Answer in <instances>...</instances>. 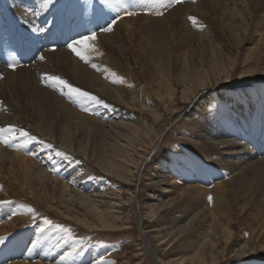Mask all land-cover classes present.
<instances>
[{"label": "bare ground", "instance_id": "obj_1", "mask_svg": "<svg viewBox=\"0 0 264 264\" xmlns=\"http://www.w3.org/2000/svg\"><path fill=\"white\" fill-rule=\"evenodd\" d=\"M94 1L51 0L47 7H42L44 0H0V82L3 81L5 67L12 63L8 54L10 48L14 64L19 65L12 72L16 73L18 81L25 79L23 73L28 74L27 79L31 80L23 85L27 97L25 103L30 107L26 115L12 112L13 99L0 83V98L3 97L11 110L6 112L5 105L1 102L3 108H0V128L11 125L16 129L11 134L15 135L16 140L11 144L5 145L0 141V201L11 202L0 204V237H6L5 242L0 244V264L111 263L108 259L116 264H129L133 258L124 251V247V257L114 252L110 254L112 247L105 244L106 234H123L125 229L132 227L135 219L141 226L145 220L142 221L133 193L128 200L132 201L129 207L134 204L132 210L136 212V216L130 210L126 216L123 215L128 211V206H122V200L119 199V177L123 173L121 163H117L118 166L110 155L105 157L104 148L107 143L102 137L94 141L93 132L101 131L102 128L105 131L108 125L113 129L127 128L138 133L135 151L140 157L137 163L143 165L149 148L162 136L163 130L157 131L155 128L165 115L164 109L170 110L172 114L176 99L182 103L179 109L188 110L190 102L194 105L202 102V108L200 107L197 117H192L191 122H187L184 133L187 147H180V143H175L171 152L159 154V150L157 160L152 159L150 162L152 170L148 175L152 176V181L157 179V182L152 186L153 194L149 196L152 197L151 200L145 201L147 214L153 223L148 226L163 225V229H158L156 235L147 231L140 233L134 258L140 260V264H227V261H232V264H249L247 256L263 258L264 217H259L261 214L257 217L253 212L258 208L259 202L252 197H242L244 194L240 196V191L243 192V185H248L249 181L245 179L248 170L264 166V83H261L264 82V67L261 68L264 63V24L254 27V30L248 27V23V26L239 24V27L231 29L239 41L252 30L254 34L251 35H257L255 43V38L252 37V41L249 39L253 42L252 46L247 47L241 56L230 52L234 56L225 53L226 56L196 59L188 50L185 51L187 53H182L181 57L184 59L181 63L169 65L178 68L173 71L164 64L171 56L167 61L163 60L172 52L171 46L168 48L165 43L155 46L154 43L158 41L149 32L147 22L130 23L134 17L147 19L137 14V10L145 6H127L122 2L124 6L121 7L115 0H111L109 4L98 0L100 11H97ZM210 3L212 4L211 1ZM112 4L116 9L121 8V19L115 23L104 16L107 10L104 7L112 9ZM192 5H178L174 10L186 8L194 13L201 8L191 11ZM217 5V9L222 8ZM158 10L155 9L157 12ZM126 11L134 14L126 18ZM156 15L153 13L152 18H149L150 28H161ZM94 18L96 20L92 28L90 21ZM102 21L105 25L97 28L98 32L94 34V27L101 25ZM104 27L112 30L104 31ZM144 29L148 31L142 35L141 31ZM24 32L33 39L23 40ZM16 35L26 42L24 50H21L20 41L15 42ZM93 35L95 39L79 45L89 49L86 54L93 50V44H101V47L108 49L114 56L113 47L125 35L129 40H140L138 43L133 40L131 44L127 41L129 45H135L136 48L146 46V51L138 50L140 55L150 52L152 56H161V62L157 58L152 59L155 68V71L152 70L154 83L148 86L141 77L146 76V72L140 70L139 65L132 67L129 63L125 65L123 59V62L116 59L117 66L113 71L102 66L89 68L82 65L79 57L67 46H62L66 42L73 43V40L80 41ZM4 43H8V46ZM39 54L45 59H38L25 67L22 57L29 55L32 60ZM178 58L181 59L180 56ZM57 61L63 68L70 70L68 75L63 73L65 76L73 77L83 85L87 82L101 88L98 93L109 98L110 108L114 109L111 117L121 120H112L107 115L100 116L109 119L105 124L87 113L79 114L77 109L67 108L65 102L67 105H77L84 98L75 95L76 98H73L64 87H60L59 83L57 86L54 81L53 87L39 86L38 89L35 83L37 76L47 69L53 70ZM238 69V79L241 82L236 88L238 90H234L232 75ZM7 85L10 90L11 83L7 82ZM217 88H222L223 91L216 93ZM204 90H209V99L199 101ZM32 93L38 94V97L35 98L36 95ZM64 96L70 98V103ZM92 103L95 110L100 105ZM88 106L94 114L95 110L89 103ZM35 108H44L46 114L41 117ZM55 108L65 111L64 115L54 116ZM101 109H106V106ZM132 111H139L143 115L137 117ZM115 113L117 114L114 115ZM49 118H52L51 121ZM140 128L142 132L139 134ZM20 129L36 137L24 148L15 146L22 143ZM120 134L126 135L122 131ZM131 141L134 142L133 138ZM130 142L119 143V150L130 148ZM29 152H34L35 155H29ZM57 152L61 155H57ZM126 165L132 177H136V172L128 162ZM262 169L264 170L262 167L259 170L263 172ZM223 175L228 177L227 180H220ZM201 182L204 185H199ZM152 184L154 183L149 185ZM212 184L213 187L210 186ZM126 185L132 187L131 183ZM259 190L258 187L257 191ZM154 198L156 200H152ZM106 200L109 205L105 204ZM234 206H238V210H234ZM29 208L35 211L29 212ZM163 210L167 214L161 216ZM13 212L16 214L13 215ZM45 219L52 224H45ZM250 219L254 225L246 223ZM57 225L61 227L57 228ZM17 240L20 241L15 245ZM74 240H79L83 245L80 254L64 259L65 254L72 251ZM232 253H235V257H229ZM124 258L128 262L120 263Z\"/></svg>", "mask_w": 264, "mask_h": 264}, {"label": "rangeland", "instance_id": "obj_2", "mask_svg": "<svg viewBox=\"0 0 264 264\" xmlns=\"http://www.w3.org/2000/svg\"><path fill=\"white\" fill-rule=\"evenodd\" d=\"M210 1L212 2V4L210 3ZM214 1L216 2V4H214L215 3ZM214 1L213 0H194V1L193 0H172V3L168 4L167 7L158 10V12H163V15L157 14L158 12L155 11V9H152V8L145 9V7H143L142 9L137 10V14L143 15V18H147V19L141 20L138 18L136 19V17H134L133 20L130 21V23L134 24V23L139 22V21H141L140 23H146L147 22L149 32L151 34H154L156 40L158 41V42L154 43V45L157 46L158 43H159V45L165 43V44H167L166 46L168 48H170V46H171L172 52L168 53L166 58H164L163 60L167 61L166 59L170 58V56H171V59H168V61H170L171 63L168 64V61L167 62L164 61L165 62L164 64L168 68H171L173 71H177L178 68L173 67L174 64L175 63L177 64L178 62L181 63L184 59V58H182L183 57L182 55L184 53H187L185 51H188V50H189L188 53L195 56L196 59L199 57H202L204 59L205 58L210 59L211 56H220V55L226 56L227 54H225V53H229L230 55L233 53L236 56L237 55L241 56V53H243L244 50L247 49V47L250 48V46H252L253 42L251 43L249 39H251V41H252V39L255 38L254 43L257 41V39H256L257 35L256 34H255L256 36L251 35V34H254L252 32L254 30V27H257V26L260 27V25L264 24V0H221V2L218 0L220 2V3L218 2L219 4L217 3V0H214ZM222 1L224 3H222ZM122 2L127 6H132L131 0H122ZM97 3H99V1L95 0L94 1V7L96 9L95 8L94 9L97 11H100V8L97 6ZM165 3H167V0H165ZM221 3H222V5H221ZM225 3L226 4L228 3V4L224 5ZM184 4H188V5H190V7L192 4H194V5H192L193 6L192 8L189 7L191 9V11H193L197 7H201V8L198 10H195L194 13H191L190 10H186V8L185 9L180 8L178 10H174L175 6L177 8L178 5L180 6V5H184ZM230 4H231V6H230ZM216 5H217V7L219 6L218 8H221V6H222V8L217 9L215 7ZM111 7H112V9H108L106 6L104 7V9H107L104 16H106V19L110 20V22L111 21L116 22V20L121 19L120 15H119V11L121 10V8L116 9L114 4H112ZM224 8H225V10H224ZM95 13L97 14V12H95ZM153 13L157 14L155 17L157 18L159 26L161 28H157V29L150 28V24L148 23V21L152 18ZM12 14L15 15L13 12H12ZM130 16L131 15H128V17H126V18H129ZM232 16H233V18H232ZM190 17L194 18V20L190 19ZM228 19H229V21H228ZM243 19L245 20L244 21L245 23L242 21ZM95 20H96V18H94L90 21V26L92 28L94 26ZM159 21H161V24ZM247 23L249 26L247 25ZM239 24L240 25L242 24V26L247 25L248 27H250V29L253 28V30L250 31V34L246 33L244 35L245 38L243 37L241 41H239L237 39L238 36L233 35V33L231 31V29L233 27H239L240 26ZM104 25H105V23H104V21H102L101 25H97L96 27H94L95 28L94 34H96L98 32L97 28L102 27ZM19 27L22 28L21 26H19ZM0 29H2V26L0 27ZM148 30L147 29L142 30L141 34L143 35L145 33V31H148ZM24 33H22L23 40H25L26 38L33 39L30 34H28L27 32H24ZM27 34L29 36H27ZM22 38H21V36L16 35L15 36V42L20 41V44L22 45L21 50H24V47L26 46V42H24L22 40ZM193 39H195V40H193ZM133 40H135L136 43H138V41H140L136 38L129 40V39H127V37L125 35L123 37H121L120 42L117 43V45L115 44V46L113 47V49L115 51L114 56H112V54L108 51V49L101 47V44H93L92 45L93 50L90 51V53L86 54L88 56L89 62L85 63V61H82L80 58L78 60L85 67L93 68L91 65L96 64L97 67L102 66V67H106L105 69H109L110 71H113L114 68L117 66V64H116L117 60L116 59H120V60H118L120 62H123L121 60V59H123L124 63H126L125 65H128V63H129V65H132V67L133 66L137 67L139 65L141 67L140 70L146 72V76H141V77L144 79V81H146V83H148V86H150L151 83H154V82H152L153 81V76H152L153 71L152 70L155 71L154 65H152L154 62L152 59L157 58L161 62V56H156V55L152 56V54H150V52L145 53L143 55H140L138 50L143 49L144 51H146V46L136 48L135 45H129L127 41H129L131 44V42ZM199 40H201V41H199ZM74 41L75 40H73V42ZM144 41H145V39H144ZM242 41H244V42H242ZM4 44H6V47L8 46L7 45L8 43H4ZM67 44H68V42L64 43V45H62V46L66 47ZM201 44H203V46H201ZM241 47H242V49H241ZM162 48H164V47H162ZM194 48L195 49L197 48V49L195 50ZM11 49L12 48H10V50H9L10 52L8 51V54L10 56L9 60L12 63H10L11 64L10 66L8 64L7 67H5V72L2 75L3 81L0 83L2 84L3 88L5 90H7V93H10L9 96H11V98L13 99V100H11L12 104H13L12 112L13 113L19 112V113H23L26 115L28 113V108L30 109V107L29 106L27 107L26 103H25V102H27V97L25 95V91H24L25 88L23 87V85H24V82H26L25 85H27V83L31 80L27 79L28 74L23 73L25 75V79L22 81H20V80L18 81V77H17L16 73L12 72V70L18 69L19 65L14 64V58H13V55H11V53H12ZM213 49H215L214 52H213ZM230 52H232V53H230ZM40 54L37 56V58H34L29 63L25 64V67H29L30 63L32 64L33 62L37 61L39 59ZM179 54H181V55H179ZM179 56L181 59L178 58ZM163 60H162V62H163ZM174 60H175V62H174ZM137 62H138V64H137ZM169 65H173V66H169ZM262 65L263 66L261 68L264 67V63H262ZM66 68H63L62 65H59V62L57 61L55 68H54L55 71H54V69L53 70L47 69L46 71L41 72L39 74V76H37V78L35 79L36 80L35 83H36V85H38V89H39V86L42 88H43V86L53 87L54 82H52L50 77L52 74L53 75L57 74L58 76H61L62 80L66 81V84L71 85L73 88H78L81 91L89 92L92 96L97 97V95H98L97 99H99L101 101L99 107L96 110L93 107V103H92V102H94V104H96V102L92 101V100H85V99L83 101H79L80 104H77V105H71V104L67 105V103L65 102V105L67 106V108H69L71 110L77 109L79 114H81V112L87 113L92 118L94 117V118H97L100 122H105V124H107L109 122L108 121L109 119H105V118L100 117V116H106L107 115L112 120H117V121L121 120L119 118H112L111 117V112H112V110L114 111V109L110 108V104L108 101L109 98H106L105 96L100 95L98 93L99 89H101V88L91 86L87 82H85L83 85L82 83H80L75 78L65 76L64 74H67V72L69 73V71H70V70H67ZM68 68H70V67L68 66ZM239 69L237 70V72L235 74L232 75V76H234L233 84H235V86L232 88L234 90L236 88H238L237 86H239L240 82H241L240 79H238V74L240 71ZM35 71L36 70H34V72ZM0 81H1V79H0ZM230 81H232V80H230ZM7 82L11 83L12 87L10 90H8L10 86L7 85ZM261 83H264V82L262 81ZM55 84L58 86V82H56ZM228 84H230V82ZM59 86L64 87V90L69 92V89L67 88L66 85H60L59 84ZM126 89H128V87H126ZM221 90H222V88L221 89L217 88L216 93H218ZM225 90H228V89H225ZM236 90H238V89H236ZM35 92H38V90H36ZM203 92H204V94H202L199 101H204V100L209 99V96H208L210 94L209 90H207V92H206V90H204ZM54 94L56 96H58L55 92H54ZM32 95H36L35 98L38 97V94L32 93ZM39 95L42 96L41 94H39ZM70 96H72L73 98H76V97H74V95H70ZM63 98L65 99L66 97L64 96ZM66 99H68V102L70 103V98L68 97ZM248 100H249V98H248ZM1 102L4 103V105H5L4 110L6 112L11 111L9 109V107H7V105L5 104L3 97L0 98V108H3V105H1ZM88 103L93 108V111L95 110L94 114L92 113L91 109L89 108ZM190 103H191V106L188 108V110H186V109L183 110V108L179 109V106L182 105V103L179 102L178 99H176V104L174 106L175 110L174 111L172 110L173 111L172 114H171L170 110L167 111L166 109H164L163 112L165 113V115H164V117H161V119L159 120L160 121L159 124L155 128L157 131L163 130L162 136L157 142H155V144H153L149 148V150H150L148 152L149 154L146 158H144L143 165L141 163L140 164L137 163L138 159L140 157L138 156V154L135 151L137 149L135 146L138 144V141H137V139L139 138L137 135L138 133H135L133 130L127 129V128H123L122 130H120L119 128L113 129V128H111V126H108V125L105 127V131H104V128H102L101 131L93 132L94 141H95V139H98V137L99 138L102 137L107 143V146L104 148L105 149V151H104L105 157L107 155H110L112 161H114V163L116 165H118L117 163H121L120 167H121V171L123 173H122V177H119V182L121 183V187L118 188L119 194H120L119 199L122 200V204H123L122 206H128V209H127L128 211L125 212L123 215L126 216L130 210L131 214L136 216V212L134 210H132L134 208V204H131V206L133 208L129 207V205L132 201L129 202V200H128L129 195L131 193H133V195H134L133 200H135L136 204L138 205V211H139V214H141V216H142V221H143V219L145 220V223H143V225H142L143 227L135 219V222L132 225V227L125 229L123 234L118 233V234H112L109 236H107L108 234H106V243L105 244L112 247L110 254L114 252L115 254L117 253L121 257H124L123 252L126 251V253L128 252V254L130 255V258H133V259H131L130 262H128V259L124 258L122 261H119L120 263L128 262L129 264H140L139 263L140 260H138L137 258H134L135 257V250L137 248L136 245L138 244V238L140 237V233H142L143 231H147V233H151V234L156 235L157 234L156 232L158 229H161V228L163 229V225H157L155 223H154V225H157L155 227H149L148 226L149 224H153V223L151 221V218H149V216L147 214L145 201L151 200L152 197H149V196H152V194H153L152 186L156 185V182H157V179H154L152 181V176L148 175V172H151V170H152L150 162L152 159L154 161L157 160L156 155L158 154L159 150H160L159 154L171 152L175 143L176 144L180 143V145H179L180 147H184V146L187 147L186 142H185V136H184L185 129L187 128V125H188L187 122H189V120L191 122L192 117H197L199 109L202 106V102H201V104L198 103L197 105H194L193 102H190ZM102 106H106V109H101ZM85 108H87L88 111H85L84 110ZM39 109L42 112H40ZM56 109L58 111H56ZM44 110H45L44 108H35V111L39 112L40 113L39 115L41 117L44 116V113H45ZM64 110H66V109H64ZM54 111H55L53 113L54 116H55V114L60 116V115H64V113H65V111H63L62 109L59 110L58 108H55ZM123 111H126V109L123 108ZM132 113L134 115H136L137 117H140L143 115V113H139V111H132ZM116 114L117 113H115L114 115H116ZM144 115H145V117H147V115L145 113H144ZM45 116H47V115H45ZM125 117H127V116H125ZM45 119L47 120V118H45ZM49 119L51 121L52 118H49ZM127 121H130V119H127ZM150 122L152 123V119L150 120ZM120 131L124 132L126 135L120 134ZM141 132H142V128H140L139 134ZM128 137H130V138H128ZM125 138H126V140H123ZM132 138H133L134 142L133 141L130 142V139L132 140ZM169 138H170V140H168ZM53 140L58 142V140L55 138ZM81 140L83 142V139H81ZM84 140L86 141V138H84ZM171 141H172V143H171ZM123 142L124 143L130 142L131 143L129 146L130 148L124 147L123 149L119 150V148H120L119 143H123ZM111 144L113 145V147H111ZM132 159H135L134 162H131ZM127 162L129 164V166L132 167V170L136 172V174H137L136 177H132V175L128 171V167L126 165ZM93 164L97 165L94 161H93ZM220 167H221V165H220ZM261 167L264 168V166H259L257 168L258 170L256 169L257 172H256V170H252L253 172L251 170H248L247 174L245 175V179H248L247 181H249V182H247V183L249 186L251 184L252 185H251V187H249L248 185L245 184V185H243L245 187H243V186L241 187V190H243V192L241 193V191L240 190L239 191H240V196L242 194H244V195H242V197L243 196L252 197L254 200H256L257 203L259 202L257 204L258 208H255L256 212L255 211H253V212L257 214L256 215L257 217H258V215L261 214V216H259V217L262 218V217H264L263 216L264 215V205L262 204V203H264V184H263L264 177H262V174H264V170L262 169L263 172L260 171L259 169ZM261 172H262V174H261ZM250 173L251 174L253 173L255 175H250ZM111 177L116 178L113 175H111ZM247 177H249V178H247ZM227 178H228L227 176L224 177V175H223L220 178V180H224V179L227 180ZM132 179H134V180H132ZM129 180H132V181L129 182ZM261 182H262V185L260 184ZM126 183H131L132 187L127 186ZM150 183H154V184L149 185ZM199 185H204V182L199 183ZM210 186L213 187L214 185L212 184ZM256 186L259 187V189H260L259 191H257L258 187H256ZM256 188H257V190H256ZM217 191H213V192L214 193L220 192V191H218V192ZM152 200H156V198H154ZM151 202H154V201H151ZM105 204L109 205V202L106 200ZM238 208H239L238 206H234V210H238ZM258 209L260 211H258ZM261 211H262V213H261ZM166 214H167V211L163 210L161 213V216L166 215ZM246 223H251L252 225L255 224L253 222V220H251V219L249 221H246ZM246 227H248V226L246 225ZM126 232H128V233H126ZM19 241L20 240H17L15 245H18L17 242H19ZM1 246H5V245H1ZM123 247H124V251L122 252ZM3 248H5V247H3ZM167 249L162 251V253L167 251ZM235 253H232L229 257H235ZM108 260L111 261V263H108V264H112V263L116 264L111 259H108ZM246 261L249 264L250 263H252V264H259V263L264 264V257L261 259H258V258L247 256ZM257 261H258V263H257ZM227 262H228L227 264L233 263L232 261H227ZM234 263H236V262H234ZM143 264H148V263L145 262Z\"/></svg>", "mask_w": 264, "mask_h": 264}, {"label": "snow or ice", "instance_id": "obj_3", "mask_svg": "<svg viewBox=\"0 0 264 264\" xmlns=\"http://www.w3.org/2000/svg\"><path fill=\"white\" fill-rule=\"evenodd\" d=\"M51 2V0H44L43 4L41 5L42 7H47L48 4ZM103 2L105 4H109L111 2V0H103ZM132 2V6H145V7H149L152 9H162L168 6V4L172 3V0H167V3H165V0H131ZM116 4H120L121 7H123V3L122 0H115ZM134 13L131 12H125V15H132ZM157 14L159 15H163V12H158ZM193 19L194 18H191ZM113 23L115 21H112ZM104 31H111L112 29L110 27H104L103 28ZM91 39H95V36H91V37H84L82 40L80 41H74L73 43H68L67 47L75 53V55L77 57H79L82 61H85V63H88V56L86 55V53L89 51V49L87 47L85 48H81L79 45L84 44L85 41L87 40H91ZM40 60H44L45 57L43 55H41L39 57ZM94 69L97 68L96 64H92L91 65ZM50 79L54 82H58L60 85H66L67 88L69 89V95H75L77 97H82L85 100H92L95 101L96 103H101V101L99 99H97V97L92 96L86 92H82L80 89L78 88H73L71 85L66 84V81L62 80L60 77L58 76H52L50 77ZM85 111H88L87 108L84 109ZM16 131L14 126H7L4 128H0V141H2L5 145L11 144L14 140H16L15 135H11L12 133H14ZM20 132V137L22 138V143L15 145L18 148H24L27 144H30L33 140L36 139V137L31 136L27 131H24L23 129L19 130ZM47 147H51V145H47ZM29 155H35L34 152H29ZM57 155H61L60 152L56 153ZM11 203L10 201H0V204H9ZM35 210L32 208H29V212H34ZM16 213L13 212V215H15ZM45 224L51 225L52 222L50 220L45 219ZM57 228H60V225L56 226ZM41 231H43V229H41ZM71 239V237H69ZM6 240V237H0V244L4 243ZM83 248L82 243L79 240H74L73 246H72V251L68 252L65 254V256L63 257L64 259H67L68 257L80 254V250Z\"/></svg>", "mask_w": 264, "mask_h": 264}]
</instances>
